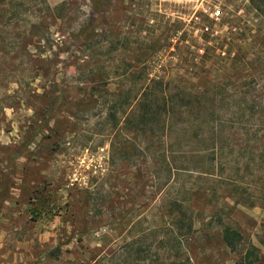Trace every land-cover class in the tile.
<instances>
[{
  "label": "rangeland",
  "instance_id": "rangeland-1",
  "mask_svg": "<svg viewBox=\"0 0 264 264\" xmlns=\"http://www.w3.org/2000/svg\"><path fill=\"white\" fill-rule=\"evenodd\" d=\"M92 1L0 0V264H264V0Z\"/></svg>",
  "mask_w": 264,
  "mask_h": 264
},
{
  "label": "trees",
  "instance_id": "trees-1",
  "mask_svg": "<svg viewBox=\"0 0 264 264\" xmlns=\"http://www.w3.org/2000/svg\"><path fill=\"white\" fill-rule=\"evenodd\" d=\"M92 2H93L94 11L96 12L98 11L97 13L99 14H101L100 12L101 10L104 12L105 7H106L105 6L106 0H93ZM180 25L183 26L182 23H180ZM177 32H179V30ZM94 35H95L94 28L92 26H85V27H82L76 35L72 36V38L74 40H79L85 44L86 43L88 44L89 42H92V40L95 37ZM158 83L159 82H157L156 80H152V84H158ZM136 98H137L136 106L138 107V110L140 109V113L138 115L134 113L131 116V118L136 117V121L134 122H136L135 127H137L138 130L140 129L143 130L145 128L147 129L148 126L153 125L154 122H156L160 117L158 112L155 111L156 104L149 103L147 100L138 101L139 96H136ZM56 103L57 104L55 105L54 111L60 110L61 107L64 105L63 103L66 104L65 100H62V99L58 100ZM93 103L92 104H80L78 105V107L82 109L84 112H87L93 108ZM184 104L187 107L188 113L193 112V110L196 109V106H198V108H201L200 103L196 105V103L189 101V102H184ZM175 111H176V108L174 106L171 110V114L174 113ZM171 114L169 111L168 116ZM167 121H169L168 118H167ZM131 123L133 125V122ZM168 138H169V135H168ZM28 147L29 146H23L20 149V153H25L28 150ZM1 176L2 178L6 179V183H5V188L0 192V209L10 199L11 183H12V180L8 178L7 175L2 174ZM174 205H176V210H174L175 217L171 218V223L169 225L170 227L169 235H170V239L176 241L178 246L182 247L181 238L188 239L189 237L193 235L194 228H195V220L193 218V214L190 213V208H187V206H185L184 203L175 202ZM222 237H223V242L226 248L229 249L231 252L238 253L240 255V259L235 264H255L256 263L255 260L258 259L256 257L258 253L257 248L252 246L250 250L246 252L245 254L239 251L240 246L242 244V240H243L240 232L228 226L224 229ZM170 264H185V263L182 262V260H176V262H171Z\"/></svg>",
  "mask_w": 264,
  "mask_h": 264
},
{
  "label": "built area",
  "instance_id": "built-area-1",
  "mask_svg": "<svg viewBox=\"0 0 264 264\" xmlns=\"http://www.w3.org/2000/svg\"><path fill=\"white\" fill-rule=\"evenodd\" d=\"M217 10V11H216ZM212 19H215V20H220L221 17H222V11L220 8H216L213 12H212Z\"/></svg>",
  "mask_w": 264,
  "mask_h": 264
}]
</instances>
